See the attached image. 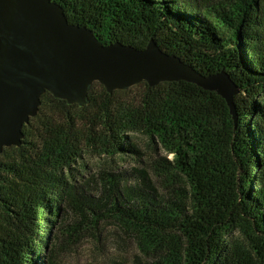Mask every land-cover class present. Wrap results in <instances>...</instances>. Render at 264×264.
Listing matches in <instances>:
<instances>
[{
    "label": "trees",
    "instance_id": "1",
    "mask_svg": "<svg viewBox=\"0 0 264 264\" xmlns=\"http://www.w3.org/2000/svg\"><path fill=\"white\" fill-rule=\"evenodd\" d=\"M52 1L105 45L153 40L204 76L225 72L238 123L185 81L113 94L96 82L84 108L47 92L22 145L0 155V264H53L62 241L107 222L138 242L133 264H264V0ZM136 137L155 153L146 166L76 182L89 148L144 157Z\"/></svg>",
    "mask_w": 264,
    "mask_h": 264
},
{
    "label": "water",
    "instance_id": "2",
    "mask_svg": "<svg viewBox=\"0 0 264 264\" xmlns=\"http://www.w3.org/2000/svg\"><path fill=\"white\" fill-rule=\"evenodd\" d=\"M180 81L220 95L237 125L239 88L225 72L204 76L153 40L144 49L105 45L52 0H0V155L22 145L24 126L47 92L84 108L96 82L113 94L142 82Z\"/></svg>",
    "mask_w": 264,
    "mask_h": 264
},
{
    "label": "rangeland",
    "instance_id": "3",
    "mask_svg": "<svg viewBox=\"0 0 264 264\" xmlns=\"http://www.w3.org/2000/svg\"><path fill=\"white\" fill-rule=\"evenodd\" d=\"M143 91L144 87H140L132 94L138 96ZM136 138L142 144V149L145 153L144 157L112 158L111 156L98 153L94 149L89 148L85 151L80 162L74 165L75 169H78V171L74 172L76 182L81 184L84 180L87 181L91 175H97L103 170L121 172L123 170L130 171L133 168L146 166L145 163L153 155L155 156V153L146 147L144 139L141 137ZM156 155L167 157L169 160L173 158V156H166L160 149H158ZM61 216H64L63 211L60 212ZM61 245V252L53 264H116L118 262L133 264L138 257H142L138 242L113 222L101 223L94 236L87 235L74 244H70L64 240L61 242ZM39 263L51 264L46 256H43L39 260Z\"/></svg>",
    "mask_w": 264,
    "mask_h": 264
}]
</instances>
